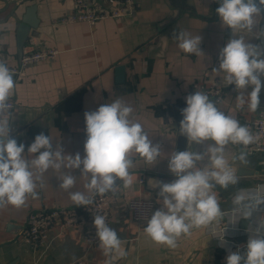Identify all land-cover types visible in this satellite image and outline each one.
Returning a JSON list of instances; mask_svg holds the SVG:
<instances>
[{
  "label": "crops",
  "instance_id": "crops-1",
  "mask_svg": "<svg viewBox=\"0 0 264 264\" xmlns=\"http://www.w3.org/2000/svg\"><path fill=\"white\" fill-rule=\"evenodd\" d=\"M9 1V2H8ZM0 0V61L9 66H18L17 24L8 21L18 0ZM17 13L23 14L30 4H38L40 37L30 39L24 53L43 48H56L60 54L53 60L28 66L22 75H15L16 87L11 96L15 103L10 135L17 143L27 147L36 135L43 132L53 137V145L59 143L65 153L84 155L85 117L84 113L95 111L99 106L120 98L134 108L133 118L148 132L153 144H159L161 156L157 164H148L133 155L135 167L131 170L136 177L131 189H122L114 199L110 227L118 236L128 241L127 256L113 261V264H226V257L235 251V245L244 244L252 234L254 225L242 229L244 219L237 225H228L227 217L217 228V235L226 229V246H220L208 228L194 229L191 236L181 237L178 247L171 249L156 244L144 232L147 223L138 225L132 220L127 201L134 197L153 198L155 211L161 208L157 202L158 187L147 185L150 173L163 176V182H172L175 177L168 170V161L174 151L193 150L203 152L205 145L188 144L187 138L179 134L181 110L185 108L186 97L194 94L195 84L216 83L223 91L222 101L213 100L222 111L238 119L243 125L264 109V87L261 103L256 113L236 107L239 92L235 85L224 86L222 75L213 71L219 67V52L231 38V29L221 26L216 15L218 3L214 0H135V13L126 18L108 19L95 26L88 23H62L61 18L74 8L75 0H25ZM178 13L176 20L159 32L158 25ZM8 21V22H7ZM264 28V19L253 33ZM180 30L200 35V49L204 55L196 56L182 52L174 35ZM241 33H237L240 35ZM247 42L264 48V37L243 34ZM161 36H168L166 44L159 45ZM152 47H154L152 49ZM125 64L127 75L124 83H117L115 66ZM264 78H262V82ZM251 87L244 90L245 95ZM247 99V97H245ZM207 143H214L208 141ZM242 151L229 145L227 158L233 167L252 170V176L239 177V183L227 190L216 187L221 209L232 207L231 198L237 189H255L264 186L261 170L264 155H248L249 163L233 162L231 157ZM207 160L197 162L202 167ZM61 173L49 170L43 177L44 187L38 188V198L29 197L19 208H0V264H73L85 252L79 228L66 229L60 236L57 229L51 230V246L46 252L35 248L25 232L28 215L33 211L54 207L70 209L69 192L59 188ZM77 177L71 191H87L85 178L79 170H73ZM140 180H144L140 183ZM118 183H120L118 181ZM149 189V190H148ZM158 189L156 193L150 190ZM83 207V206H82ZM81 209V208H80ZM259 215L264 216V212ZM250 223V221H249ZM246 236V241L235 243L231 239ZM106 257L99 245L94 250L93 264H105Z\"/></svg>",
  "mask_w": 264,
  "mask_h": 264
},
{
  "label": "clouds",
  "instance_id": "clouds-1",
  "mask_svg": "<svg viewBox=\"0 0 264 264\" xmlns=\"http://www.w3.org/2000/svg\"><path fill=\"white\" fill-rule=\"evenodd\" d=\"M221 26L231 29L233 38L219 52V67L213 71L222 75L224 86L235 85L239 92L236 107L256 113L261 103L260 93L264 78V48L247 42L244 33L264 37V28L253 33L259 21L264 19V0H214ZM237 33H241L237 35ZM178 48L190 55H204L200 49L202 37L180 30L174 35ZM15 73L4 61H0V208L21 207L26 200L38 198V188L44 187L43 177L49 170L61 173L59 188L69 192L76 206L91 205L96 196L111 194L118 196L122 189L133 187L136 177L133 155L137 154L148 164H157L161 156L159 144H153L143 125L133 118L134 108L123 99H116L84 113V155L68 154L59 143L53 145V137L43 132L36 135L27 147L18 144L10 135L12 129L11 96L16 87ZM251 87L245 95L244 90ZM247 97V99L245 98ZM186 107L181 110L179 134L187 138L188 144L205 145L203 152L193 150L174 151L168 161V170L175 177L172 182L151 181L153 188L159 187L157 202L162 206L156 210L145 234L156 244L171 249L178 247L181 237L191 236L194 229L208 228L220 246H226V229L217 235L216 226L227 217L228 225H237L241 219L254 225L248 235L245 251L230 252L226 264H264V186L255 189H237L231 198L232 207L224 211L216 187L227 190L239 183L238 169L227 158L229 145L247 146L255 144L259 137L247 125L226 114L202 91L186 97ZM212 141L214 143H207ZM248 154L240 151L231 160L242 165L249 163ZM197 167V162H203ZM79 170L85 178L87 191H71L77 182L72 175ZM118 181L120 183H118ZM106 215L96 214L93 226L99 248L107 258L105 264L127 256L125 241L106 222Z\"/></svg>",
  "mask_w": 264,
  "mask_h": 264
},
{
  "label": "built area",
  "instance_id": "built-area-1",
  "mask_svg": "<svg viewBox=\"0 0 264 264\" xmlns=\"http://www.w3.org/2000/svg\"><path fill=\"white\" fill-rule=\"evenodd\" d=\"M135 0H75L74 8L68 14L61 18L62 23H88L95 26L101 21L108 19H121L130 17L136 10ZM60 54L56 48H43L25 52L18 66L8 67L15 75H22L24 70L33 64L55 59ZM196 91H202L209 95L210 99L216 102L222 101L223 91L220 85L213 83L195 84ZM15 103L12 101V110ZM251 131L259 137L255 144L243 148L234 146L245 151L248 155H264V109L256 116L245 121ZM261 177L264 178V164L261 170ZM144 180H140L143 183ZM115 201L112 197L96 196L91 205L83 206L81 209H59L54 207L43 208L39 211L31 212L26 220L25 232L29 242H35V248L46 252L51 246V230L57 229L55 237L60 236L66 229L79 228L81 230L83 243L85 246L84 255L73 264H93L91 256L99 245L96 237V229L93 226L94 215H106L107 223L112 220V208ZM127 208L131 214L132 220L140 224L147 223L155 212L156 201L153 198L134 197L127 201ZM247 243V242H246ZM244 244L235 245L234 250L241 253L245 251Z\"/></svg>",
  "mask_w": 264,
  "mask_h": 264
},
{
  "label": "water",
  "instance_id": "water-1",
  "mask_svg": "<svg viewBox=\"0 0 264 264\" xmlns=\"http://www.w3.org/2000/svg\"><path fill=\"white\" fill-rule=\"evenodd\" d=\"M8 1V0H4ZM9 2V1H8ZM26 1L25 0H18L15 2V7L13 8L12 14H10L8 21H14L15 24H17V31H16V36H17V49H18V58L21 61V58L24 54V47L27 44V42L32 39V38H39L40 34L37 29L40 27V20L37 16V11H38V4H30L25 8V11L23 14L17 13L18 8L20 10L21 6L24 5ZM178 13L176 12L174 16L171 18L165 20L164 22L160 23L158 25V30L159 32L165 31L167 27H169L178 17ZM7 21V22H8ZM168 41V36H161L159 45L166 44ZM154 47H152L153 49ZM115 76H116V81L117 83H124L126 80V75H127V67L125 64H118L115 66ZM262 85L264 87V81L262 82ZM239 177H246V176H252L254 172L252 170H248L245 168H239L238 173ZM157 181V182H163V176H160L158 174H152L150 173L148 178H147V185H150L151 181ZM159 189V187H158ZM158 189L155 190H150L153 193H156ZM149 190V189H148ZM82 206H74L70 209L76 210L80 209ZM249 221L244 220V223H242L241 228L246 229L248 227ZM233 227H228V231H231ZM233 230V229H232ZM231 242L235 243L237 241H246V236L242 238H229ZM124 247L125 249L128 246V241L124 240Z\"/></svg>",
  "mask_w": 264,
  "mask_h": 264
}]
</instances>
